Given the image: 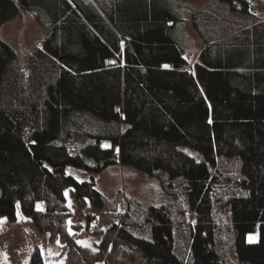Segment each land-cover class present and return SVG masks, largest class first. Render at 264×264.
Here are the masks:
<instances>
[{"label":"trees","instance_id":"16d2710c","mask_svg":"<svg viewBox=\"0 0 264 264\" xmlns=\"http://www.w3.org/2000/svg\"><path fill=\"white\" fill-rule=\"evenodd\" d=\"M219 1L248 20L250 0ZM99 3L0 0V28L22 12L50 28L25 62L0 36V218L15 221L19 204L38 232L67 244L61 264H229V253L264 264L261 25L205 40L190 70L168 0ZM199 13L191 21L204 37ZM83 116L112 134L80 132ZM117 164L158 180L169 202L106 199L94 175ZM67 191L71 207L115 221L91 232L95 249L69 235ZM84 218L88 228L94 216ZM28 264H44L38 249Z\"/></svg>","mask_w":264,"mask_h":264},{"label":"rangeland","instance_id":"374dc122","mask_svg":"<svg viewBox=\"0 0 264 264\" xmlns=\"http://www.w3.org/2000/svg\"><path fill=\"white\" fill-rule=\"evenodd\" d=\"M98 7L103 0H85ZM168 0L171 11L179 19L173 29L176 40L183 47L188 68L193 69L198 62V52L201 42L191 27L192 16L195 15L196 23L203 35L210 32L228 36L233 32L235 24H242L247 27L261 25L256 36L264 42V0H250L251 11L248 20H242L236 14L231 13L219 0ZM207 3V4H206ZM206 16V20L201 19ZM241 25V26H242ZM195 29V28H194ZM233 29V30H232ZM220 31V32H219ZM50 28L47 27L44 17L35 12H22L16 19L5 23L0 28L1 39L13 47L20 59H25L34 49L39 48L44 38L49 35ZM253 33V35H255ZM78 130L88 136H97L104 132L112 134L108 124L92 120L89 117H81ZM118 132L124 131L126 125L115 124ZM95 188L108 200L115 199L118 193L134 198L142 207L158 206L167 204L169 199L161 190L158 180L121 164L109 166L100 174L94 175ZM221 191V188L218 189ZM70 200L67 191V205ZM72 216L68 219L70 237L85 247L95 249L99 238L90 235L94 229H105L115 222L104 210H95L89 205L84 208L71 207ZM124 209V205L120 206ZM92 213L93 221L86 228L85 214ZM223 223L226 218L221 212H217ZM189 221L193 216L189 214ZM78 226L79 229H74ZM257 235L247 236V242H255ZM38 249L44 264H61L64 260L67 244L53 241L47 234L37 231L30 219L22 214L20 205L16 206V219L11 222L6 218H0V264H28L32 252ZM227 260L229 264H236V261L229 253Z\"/></svg>","mask_w":264,"mask_h":264},{"label":"crops","instance_id":"0c3cea01","mask_svg":"<svg viewBox=\"0 0 264 264\" xmlns=\"http://www.w3.org/2000/svg\"><path fill=\"white\" fill-rule=\"evenodd\" d=\"M208 1H210V0H208ZM208 1H207V3H208ZM206 3V4H207ZM207 18H205V20H206ZM238 24H235L234 26H237ZM191 27H192V29H193V32L195 33V35H197L196 37H198V39H199V41L201 42V45L199 46V52H198V55H199V57H200V54H201V52L204 50V48H205V46H206V43H205V40H208L209 42H218V41H221L223 38H225L226 36H222V32H220V34H218V33H215L214 34V32H210V33H208V34H204V37L203 36H201L199 33H198V31L196 30V29H194V27H193V25L191 24ZM234 29V28H233ZM232 29V30H233ZM228 36H230L229 34H228ZM199 57H198V62H199ZM197 62V63H198Z\"/></svg>","mask_w":264,"mask_h":264},{"label":"snow or ice","instance_id":"6c2138e0","mask_svg":"<svg viewBox=\"0 0 264 264\" xmlns=\"http://www.w3.org/2000/svg\"><path fill=\"white\" fill-rule=\"evenodd\" d=\"M185 59H187V57H185ZM110 63H114V62H110ZM164 67H169L168 65H165ZM194 74V73H193ZM117 112H119V109H117L116 110ZM209 123H211V120H209ZM33 143H35V142H33ZM103 147H105V148H107V147H109V145H107V144H105V145H103ZM65 195H67V192H65ZM85 199H87V198H85ZM71 205L69 204V207H70ZM37 209L38 210H42V207H41V205L40 204H38L37 205ZM78 243H82V242H78Z\"/></svg>","mask_w":264,"mask_h":264}]
</instances>
